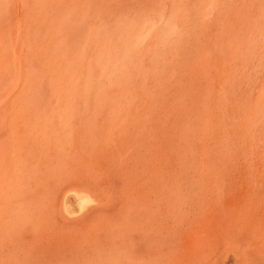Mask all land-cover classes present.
Instances as JSON below:
<instances>
[{"label":"rangeland","instance_id":"obj_1","mask_svg":"<svg viewBox=\"0 0 264 264\" xmlns=\"http://www.w3.org/2000/svg\"><path fill=\"white\" fill-rule=\"evenodd\" d=\"M0 264H264V0H0Z\"/></svg>","mask_w":264,"mask_h":264},{"label":"bare ground","instance_id":"obj_2","mask_svg":"<svg viewBox=\"0 0 264 264\" xmlns=\"http://www.w3.org/2000/svg\"><path fill=\"white\" fill-rule=\"evenodd\" d=\"M19 74V73H18ZM20 77V75H18ZM18 78V77H17ZM18 81V79H16V82ZM18 83V82H17ZM11 183V182H10ZM66 195V194H65ZM80 205V204H79ZM60 214V213H59Z\"/></svg>","mask_w":264,"mask_h":264}]
</instances>
